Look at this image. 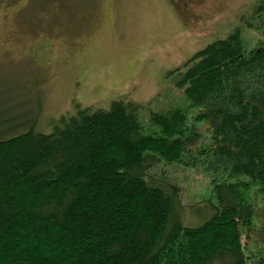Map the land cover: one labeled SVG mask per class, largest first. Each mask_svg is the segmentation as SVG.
Returning <instances> with one entry per match:
<instances>
[{
    "label": "trees",
    "instance_id": "1",
    "mask_svg": "<svg viewBox=\"0 0 264 264\" xmlns=\"http://www.w3.org/2000/svg\"><path fill=\"white\" fill-rule=\"evenodd\" d=\"M173 75L211 128L199 148L182 108L150 110L146 127L123 101L51 134L0 130V264H264V46L237 28ZM201 161L213 213L184 224L180 188L154 170Z\"/></svg>",
    "mask_w": 264,
    "mask_h": 264
},
{
    "label": "rangeland",
    "instance_id": "2",
    "mask_svg": "<svg viewBox=\"0 0 264 264\" xmlns=\"http://www.w3.org/2000/svg\"><path fill=\"white\" fill-rule=\"evenodd\" d=\"M263 2L0 0V130L35 124L37 132L51 134L80 109L108 110L123 101L140 106L146 127L150 110L182 108L188 125L203 132L199 148L211 128L196 119L200 110L190 107L177 75H169L237 28L248 50L264 46ZM206 164L154 170L180 188L183 209L177 213L184 224H199L213 213ZM259 240L253 235L246 243L255 259Z\"/></svg>",
    "mask_w": 264,
    "mask_h": 264
},
{
    "label": "flooded vegetation",
    "instance_id": "3",
    "mask_svg": "<svg viewBox=\"0 0 264 264\" xmlns=\"http://www.w3.org/2000/svg\"><path fill=\"white\" fill-rule=\"evenodd\" d=\"M34 54H35V53H33L32 50H29L28 53H27V55L31 56V57L34 58V59H37V57H35Z\"/></svg>",
    "mask_w": 264,
    "mask_h": 264
}]
</instances>
